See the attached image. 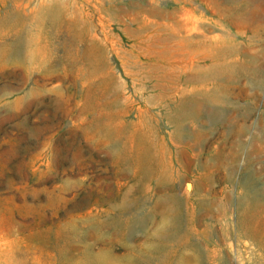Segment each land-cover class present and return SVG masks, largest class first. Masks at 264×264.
Segmentation results:
<instances>
[{
	"label": "rangeland",
	"instance_id": "obj_1",
	"mask_svg": "<svg viewBox=\"0 0 264 264\" xmlns=\"http://www.w3.org/2000/svg\"><path fill=\"white\" fill-rule=\"evenodd\" d=\"M147 1L0 0V264H264V0Z\"/></svg>",
	"mask_w": 264,
	"mask_h": 264
},
{
	"label": "bare ground",
	"instance_id": "obj_2",
	"mask_svg": "<svg viewBox=\"0 0 264 264\" xmlns=\"http://www.w3.org/2000/svg\"><path fill=\"white\" fill-rule=\"evenodd\" d=\"M175 1H177L176 2V4H178V5H180V7L178 8V10H176V11H161V10H158V9H156V8H154L152 5V3H151V0H149V1H147V2H145L144 4H131V5H128V6H126V7H117L116 8V11H120V13L121 12H123L124 14H129L131 11H133L134 12V15L136 16V17H139V16H142V17H146V16H150V14H154V15H156L157 17H159L160 19H166L167 18V20L168 19H170L171 21H172V25L170 26V30H172L173 32H183L184 34H191L193 31L195 32L196 30H198V22L196 21V20H192L189 16H190V9L189 8H191L190 7V5H189V3H188V0H183L182 2H178V0H175ZM134 3V2H133ZM182 4H186V6H188V8L187 7H185L184 5L182 6ZM54 5H52V6H49V4H48V6H46V7H44L43 8V11H41V13L43 14V15H45L44 17H46V16H48V17H50V15H52V7H53ZM183 17V18H182ZM60 18V17H59ZM45 19V18H44ZM49 19H51V18H49ZM153 32V35H155L154 33H159V32H161L160 31V28H159V26H158V24H156L155 25V28H153V30H152ZM170 33V32H169ZM172 33V32H171ZM136 34V33H135ZM137 34H138V32H137ZM150 34V33H149ZM152 35V34H151ZM150 35V36H151ZM152 35V36H153ZM139 36V35H138ZM137 35H136V37H138ZM142 36H143V34H142ZM145 36V35H144ZM148 37V36H147ZM155 37V36H154ZM172 37V36H171ZM182 37V36H181ZM150 38H152V37H150ZM149 38V39H150ZM157 38V37H156ZM159 38V37H158ZM135 39V38H134ZM142 39V38H141ZM143 39H146V38H143ZM148 39V40H149ZM162 39V38H161ZM205 39V38H204ZM156 40V39H155ZM137 41V40H136ZM205 41V40H204ZM149 42H150V40H149ZM153 42V41H152ZM166 42H168V41H166ZM171 42H172V40H171ZM175 42H176V40H175ZM148 43V42H147ZM147 43H144V44H147ZM153 43H156V42H153ZM162 43H164V42H162ZM173 44H174V46H176L177 45V43H174V42H172ZM192 43V41L191 40H188V38H185V37H183V38H180L179 39V41H178V44H179V46H180V48H181V46H183V47H190V44ZM176 44V45H175ZM193 44H194V42H193ZM142 45V44H141ZM170 45H171V43H170ZM172 46V45H171ZM157 47V46H156ZM159 47H160V45H159ZM163 47V46H162ZM161 47V48H162ZM176 47H178V46H176ZM173 48H175V47H173ZM179 48V47H178ZM179 48V49H180ZM192 48V47H191ZM198 48V47H197ZM177 49V48H176ZM183 48H181V50H182ZM168 50V49H167ZM173 51L175 50V49H172ZM193 50V49H192ZM161 51V50H160ZM163 51V50H162ZM176 51V50H175ZM184 51H186L187 52V50H184ZM189 51H190V49H189ZM188 51V52H189ZM198 51V50H197ZM167 52L168 51H166V52H164V53H166L167 54ZM184 53V54H187V53ZM200 52V51H199ZM205 52V51H204ZM203 52V53H204ZM172 53V52H171ZM163 54V53H162ZM161 54V55H162ZM206 54H209V49H206ZM189 55V54H188ZM192 56V55H191ZM196 56V55H195ZM200 56V55H199ZM161 58V57H160ZM157 67V66H156ZM155 67V68H156ZM150 69V68H149ZM152 69V68H151ZM155 70V69H154ZM157 70V69H156ZM153 71V70H152ZM200 71V70H199ZM157 72L159 73V78L160 79H162V78H164V76H166V71L163 69V68H160V69H158L157 70ZM157 74V73H156ZM155 74V75H156ZM156 77V76H155ZM163 80V79H162ZM194 91H197V92H200V93H205L206 92V89H204V88H201V89H198V90H195V89H193ZM183 91H181L180 93H182ZM137 135H138V137H140V139L142 138L143 139V141L145 142V144H147L148 146H150L151 144H150V138H148V136H149V134H142L141 132L140 133H137ZM136 141H139V138H138V140H136ZM149 148H151V147H149ZM151 152V155L154 157V158H158V152L156 151H154V149H152V151H150ZM159 161V160H158ZM161 166H164V163H162V165ZM164 168H165V166H164ZM187 191V190H186ZM171 201V200H170ZM159 202H160V205H161V209H162V211H165V210H169V209H172V206L171 205H168V206H166L165 208H163V206H162V202H161V199H160V201H158L157 202V205H159ZM172 202V201H171ZM175 202V201H174ZM176 203V202H175ZM164 204V203H163ZM166 205V204H165ZM156 209H157V207H156ZM165 209V210H164ZM159 212V211H158ZM167 212V211H166ZM174 212V211H173ZM163 213V212H162ZM164 214H166V213H164ZM173 215V214H172ZM169 216V215H168ZM173 217V216H172ZM176 217V216H175ZM174 218V217H173ZM163 219V218H162ZM172 220H174V219H172ZM162 221V220H161ZM163 224V226H165L164 224L165 223H162ZM174 224V223H173ZM176 224V223H175ZM160 225H161V223H160ZM159 225V226H160ZM169 226V225H168ZM161 227V226H160ZM157 228V227H156ZM166 229V228H165ZM176 229V228H175ZM154 230V229H153ZM158 231H159V229H158ZM157 231V232H158ZM161 231V230H160ZM155 232V231H154ZM165 232V231H164ZM167 232V231H166ZM160 233V232H159ZM158 233V234H159ZM152 234V233H151ZM155 234V233H154ZM164 234V233H163ZM167 235V234H166ZM157 236V235H156ZM163 236V235H162ZM177 236V235H176ZM153 237V236H152ZM173 237H175V236H173ZM163 238V237H162ZM159 239H160V237H159ZM153 248V247H152ZM92 257V256H91ZM181 261V260H180ZM183 261V260H182ZM181 261V262H182ZM93 262V261H92ZM93 263H96L95 261L93 262Z\"/></svg>",
	"mask_w": 264,
	"mask_h": 264
}]
</instances>
